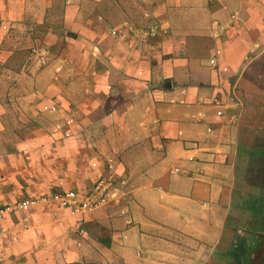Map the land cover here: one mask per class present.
<instances>
[{
    "label": "crops",
    "instance_id": "1",
    "mask_svg": "<svg viewBox=\"0 0 264 264\" xmlns=\"http://www.w3.org/2000/svg\"><path fill=\"white\" fill-rule=\"evenodd\" d=\"M263 157L264 0H0V207L117 189L0 264H264Z\"/></svg>",
    "mask_w": 264,
    "mask_h": 264
},
{
    "label": "built area",
    "instance_id": "2",
    "mask_svg": "<svg viewBox=\"0 0 264 264\" xmlns=\"http://www.w3.org/2000/svg\"><path fill=\"white\" fill-rule=\"evenodd\" d=\"M234 17L232 16L231 19ZM228 28V27H225ZM224 31V28H220ZM116 31H111V35H116ZM214 64V61H211ZM217 116H221L222 112L217 111ZM177 169L171 171L176 174ZM122 185L125 182L122 181ZM117 191L114 181L107 176H100L94 182L91 189L83 196L79 197L74 192H61L50 196L26 198L13 204L0 207V222L7 217L15 214L23 213L31 208H37L41 205L51 202L57 203L61 208L67 209L71 216H82L83 213L101 209L109 205L112 201L114 193ZM26 228L25 225H23ZM75 231L82 235L84 233L83 219L79 218L74 224ZM14 234L10 229L0 227V246Z\"/></svg>",
    "mask_w": 264,
    "mask_h": 264
},
{
    "label": "rangeland",
    "instance_id": "3",
    "mask_svg": "<svg viewBox=\"0 0 264 264\" xmlns=\"http://www.w3.org/2000/svg\"><path fill=\"white\" fill-rule=\"evenodd\" d=\"M202 2H205V0H201ZM201 35L199 34H197V37H200ZM195 39V38H194ZM198 41H201V40H198ZM199 45H200V43H199ZM203 45H201V47H202ZM171 164V163H170ZM170 166V165H169ZM258 167H259V169L258 170H264V157H263V162L261 163V165H257ZM175 167H177L176 165H175ZM256 169H257V167L255 168V166H253V169L249 172V175H253L254 173H255V171H256ZM264 173V171H262L261 173L259 172L258 174L259 175H257L256 176V178L253 176V180H258V181H260V179H261V177H262V174Z\"/></svg>",
    "mask_w": 264,
    "mask_h": 264
}]
</instances>
